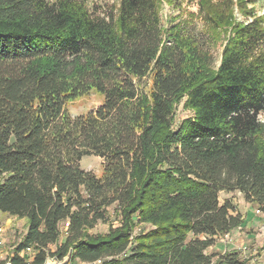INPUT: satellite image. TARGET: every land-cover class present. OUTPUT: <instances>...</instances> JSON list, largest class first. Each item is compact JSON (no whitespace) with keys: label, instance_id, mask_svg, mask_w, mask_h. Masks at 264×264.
I'll return each instance as SVG.
<instances>
[{"label":"trees","instance_id":"obj_1","mask_svg":"<svg viewBox=\"0 0 264 264\" xmlns=\"http://www.w3.org/2000/svg\"><path fill=\"white\" fill-rule=\"evenodd\" d=\"M189 1L0 0V211L28 224L0 264H247L210 248L244 223L221 192L264 213V13ZM110 209L117 226L91 233Z\"/></svg>","mask_w":264,"mask_h":264},{"label":"rangeland","instance_id":"obj_2","mask_svg":"<svg viewBox=\"0 0 264 264\" xmlns=\"http://www.w3.org/2000/svg\"><path fill=\"white\" fill-rule=\"evenodd\" d=\"M52 1V0H50ZM91 6L95 7L100 11L109 10L111 7L118 6L119 0H84ZM248 8H252L258 14L264 13V0H249ZM183 8L185 11L191 10L197 12L198 6L196 0H190L188 3L185 2ZM171 8L167 5L163 11L164 17L167 14H171ZM187 10V11H188ZM237 16L240 19L243 17L237 12ZM245 19V18H244ZM199 28H202V21L198 20ZM222 45L219 44L213 49V55L215 59V66H218L221 60ZM150 84V80H147ZM103 102V96L97 91H91L90 93L78 97L77 99L70 101L67 104L68 111L72 116H78L81 114H87L89 111L96 109ZM193 116L191 110L184 109L181 104L178 107L176 113L175 126L177 127L183 119ZM260 118L264 120V113L260 115ZM81 167L87 171H91L98 176H101L103 172V160L98 156H85L81 161ZM221 202L229 200L236 206L238 212H240L244 218L242 226L235 229L229 237L221 236L218 238L215 246L210 248L211 253H225L226 251L238 252L240 258L246 261L247 264H264V213L258 212L259 208L251 203H248L240 192H221ZM111 221L109 223L100 222L90 232L106 233L109 230V225L113 223L115 226L119 223L118 217L114 216V212L110 209L109 212ZM0 226L5 228L4 243L0 245V258L7 259L11 256L17 245L23 239L27 231V220L20 219L17 217L10 216L7 213L0 211ZM149 225L138 226L136 231L139 232L141 229L150 228ZM64 228V227H63ZM64 230V229H63ZM62 238H65V233ZM51 250H55L52 246ZM25 258L30 261L34 256L33 250H25L21 253ZM69 256L65 257L68 258ZM49 259L55 260L57 257H53L51 253L48 256ZM69 264H83L73 262Z\"/></svg>","mask_w":264,"mask_h":264},{"label":"water","instance_id":"obj_3","mask_svg":"<svg viewBox=\"0 0 264 264\" xmlns=\"http://www.w3.org/2000/svg\"><path fill=\"white\" fill-rule=\"evenodd\" d=\"M69 263H70V257L64 258L63 260L48 259L45 264H69Z\"/></svg>","mask_w":264,"mask_h":264},{"label":"built area","instance_id":"obj_4","mask_svg":"<svg viewBox=\"0 0 264 264\" xmlns=\"http://www.w3.org/2000/svg\"><path fill=\"white\" fill-rule=\"evenodd\" d=\"M260 210H258L259 212ZM4 233H5V228L0 226V245H3L4 243ZM226 237H229V235H227ZM9 264V263H8Z\"/></svg>","mask_w":264,"mask_h":264}]
</instances>
